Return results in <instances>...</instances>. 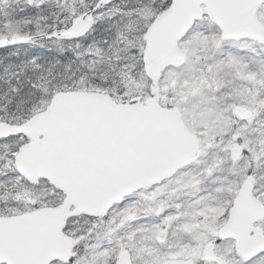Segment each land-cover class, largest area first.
<instances>
[{
  "label": "snow or ice",
  "instance_id": "obj_1",
  "mask_svg": "<svg viewBox=\"0 0 264 264\" xmlns=\"http://www.w3.org/2000/svg\"><path fill=\"white\" fill-rule=\"evenodd\" d=\"M0 264H264V0H0Z\"/></svg>",
  "mask_w": 264,
  "mask_h": 264
}]
</instances>
